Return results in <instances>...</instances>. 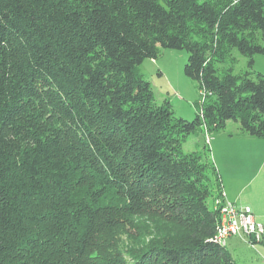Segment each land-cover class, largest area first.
<instances>
[{
    "label": "trees",
    "instance_id": "obj_1",
    "mask_svg": "<svg viewBox=\"0 0 264 264\" xmlns=\"http://www.w3.org/2000/svg\"><path fill=\"white\" fill-rule=\"evenodd\" d=\"M86 3L0 0V264H235L215 241L210 141L230 122L264 139V75L219 78L171 27L200 19L251 68L264 0ZM161 49L186 51L185 76L214 98L193 121L153 102L141 67ZM206 124L211 164L179 137Z\"/></svg>",
    "mask_w": 264,
    "mask_h": 264
},
{
    "label": "rangeland",
    "instance_id": "obj_2",
    "mask_svg": "<svg viewBox=\"0 0 264 264\" xmlns=\"http://www.w3.org/2000/svg\"><path fill=\"white\" fill-rule=\"evenodd\" d=\"M67 1L80 9L87 5L86 0ZM209 1L222 7L230 3V0ZM160 2L165 7L177 9L183 0H160ZM118 3L126 4L128 9V0H118ZM171 28L180 31L189 42L198 43L205 49L208 61L215 67L219 78L223 79L228 71H232L237 77L247 71L264 75V55L254 56L250 68L249 57L233 48L227 39L217 36L216 33L212 34L200 19H187L181 24L176 22ZM242 35L244 34L239 36ZM245 35L257 43L260 42V33L256 29ZM188 56L186 51L161 49L156 60L144 61L141 71L151 85L153 102L156 105L161 106L169 102L177 119L193 121L196 109L200 107L202 101L204 100L206 105L214 98L202 95L198 83L185 76ZM210 136L207 124L194 134H179L183 142V151L191 153L200 150L207 157L209 164L211 158L206 146L209 144ZM210 149L224 191L222 195L217 193L214 198H209L210 209L215 211L216 200L223 198L225 194L228 201L241 207H251L253 213L261 218L260 221L264 226V139L253 138L244 132L239 124L230 122L225 129L212 136ZM122 242L126 245L128 239L124 237ZM227 251L235 264H264V247L260 244L254 248L237 238H231Z\"/></svg>",
    "mask_w": 264,
    "mask_h": 264
},
{
    "label": "built area",
    "instance_id": "obj_3",
    "mask_svg": "<svg viewBox=\"0 0 264 264\" xmlns=\"http://www.w3.org/2000/svg\"><path fill=\"white\" fill-rule=\"evenodd\" d=\"M215 204L220 217L214 235L218 244L226 247L231 238H237L256 248L263 241L264 227L255 220L249 206L230 202L225 195Z\"/></svg>",
    "mask_w": 264,
    "mask_h": 264
},
{
    "label": "crops",
    "instance_id": "obj_4",
    "mask_svg": "<svg viewBox=\"0 0 264 264\" xmlns=\"http://www.w3.org/2000/svg\"><path fill=\"white\" fill-rule=\"evenodd\" d=\"M142 68V67H141ZM226 197V196H225ZM226 199H227V197H226ZM234 203V202H233ZM251 208V207H250ZM253 215H254V218H255V220L258 222V223H260V224H262V222L260 221V217L259 216H257L256 214H254L253 213ZM264 227V226H263ZM233 240V239H232ZM229 241H231V239L229 240ZM229 243V242H228ZM263 247H264V239H263V245H262Z\"/></svg>",
    "mask_w": 264,
    "mask_h": 264
}]
</instances>
